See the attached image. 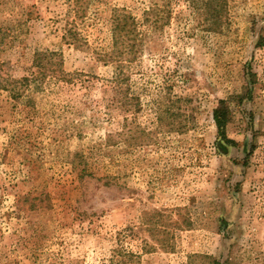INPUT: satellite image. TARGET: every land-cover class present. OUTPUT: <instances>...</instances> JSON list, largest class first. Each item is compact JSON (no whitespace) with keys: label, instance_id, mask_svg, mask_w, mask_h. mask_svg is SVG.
Masks as SVG:
<instances>
[{"label":"rangeland","instance_id":"1","mask_svg":"<svg viewBox=\"0 0 264 264\" xmlns=\"http://www.w3.org/2000/svg\"><path fill=\"white\" fill-rule=\"evenodd\" d=\"M190 1L0 0V264H264V0Z\"/></svg>","mask_w":264,"mask_h":264},{"label":"trees","instance_id":"2","mask_svg":"<svg viewBox=\"0 0 264 264\" xmlns=\"http://www.w3.org/2000/svg\"><path fill=\"white\" fill-rule=\"evenodd\" d=\"M190 7L194 9V14H212L213 22L217 25H220L222 22V14H227L226 0H191ZM113 18V51L110 54L112 62L116 63L117 72H116V81L118 82L120 78L124 75L120 71V64H122L127 58V55L130 59H133L132 54L134 53L133 45L129 46L126 44V38L134 34V26H136L135 19L131 15V12L123 9L120 12H115ZM142 14H171L170 9L166 0L163 2V6H160L152 0L151 5L146 8ZM134 28V30H133ZM68 35H70L72 40L78 39V32L76 30H69ZM131 37V38H132ZM260 45H264V42H260ZM48 57L44 54L43 51L38 50L36 52L35 63L38 66L42 65L43 60ZM62 64V59H61ZM213 118L218 128V135L222 142L229 143L230 139L226 134V127L230 119V109L227 104V101L221 100L218 107L213 111ZM189 225V222H187ZM118 264H139V257L137 254L132 251L120 250L118 251Z\"/></svg>","mask_w":264,"mask_h":264}]
</instances>
